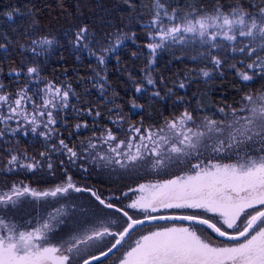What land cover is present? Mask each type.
Instances as JSON below:
<instances>
[{
  "label": "snow or ice",
  "instance_id": "snow-or-ice-1",
  "mask_svg": "<svg viewBox=\"0 0 264 264\" xmlns=\"http://www.w3.org/2000/svg\"><path fill=\"white\" fill-rule=\"evenodd\" d=\"M187 9L170 8L162 0H154L152 18L144 24L146 37L152 41L146 45L151 53L148 65L155 64L160 51L199 46L204 51L192 59H206L212 66L200 68L199 74L208 79L216 72L223 76L221 70L227 66L238 78L239 98L223 107L198 102L196 109L180 111L183 97L178 96L172 113L159 125L145 126L143 119L137 123L121 115L113 121L115 131L103 127L100 135L86 138V147L81 141L80 151L60 139L59 148L53 145L52 150L66 153L69 165L90 157L111 173L139 176L154 172L168 178L136 183L135 187L125 184L126 191L120 195L103 196L92 187L78 186L61 160V182L51 188L38 190L23 182L0 188V264H264V85L255 92L248 90L249 84L264 81V0L256 4L249 0L247 6L243 0L228 4L217 0L210 9L195 4ZM16 14L31 16L19 8L4 13L9 20ZM76 29L70 41L73 51L86 52L105 72L113 56L119 63L118 52L125 47V40L134 42L136 38L135 33L129 36L119 31L100 36L87 24ZM3 39L6 43L0 48L5 53L8 44L15 43L22 52L30 50L32 57L44 55L45 59L60 43L43 34L35 18L15 40L7 33ZM214 51L223 57L213 55ZM237 54L242 58L234 59ZM21 65L15 75H23L26 67L29 83L15 92L0 84V123L4 125L0 139L6 134L27 136L30 126L33 135L47 142L58 131L59 112L70 107V95L76 93L70 83L42 77L38 61L22 60ZM96 77L105 83L108 79L99 72ZM145 79L155 87L150 73ZM178 87L183 89L184 82ZM99 88L103 92L104 84ZM135 91L145 89L136 84ZM166 95L175 93L168 89ZM153 96L159 97L160 92ZM132 107L143 106L133 101ZM87 111L92 115L91 108ZM100 115L95 112V117ZM12 120L16 127L10 126ZM96 127L94 122L92 128ZM41 128L43 131H38ZM75 128L88 129L89 125L77 123ZM72 135L70 132L69 137ZM6 152L5 175L22 169L34 171L41 165L26 153L11 148ZM39 155L47 157L44 152ZM47 159V168L55 177L51 158ZM174 167L179 174L170 171ZM80 171L88 169L81 164ZM73 193L90 194L99 208L76 219L73 227L63 219L65 205L53 208L44 218L36 217L35 222L21 223L9 215L23 197L48 203L49 198L58 200Z\"/></svg>",
  "mask_w": 264,
  "mask_h": 264
},
{
  "label": "trees",
  "instance_id": "trees-1",
  "mask_svg": "<svg viewBox=\"0 0 264 264\" xmlns=\"http://www.w3.org/2000/svg\"><path fill=\"white\" fill-rule=\"evenodd\" d=\"M162 2L170 5V8L188 10L187 5L189 4H195L198 7L203 5L210 9L217 0H162ZM219 2L228 4L231 0H219ZM251 2L256 4L260 0H251ZM153 3L154 0H0V44L6 43L3 39L4 33H7L11 40H15L31 25L33 18L39 21L43 34L55 37L60 42L47 54V59L44 55L34 58L30 50L22 52L15 43L8 44L7 53L0 48V84H3L8 92H15L23 88L30 80L26 73V67L23 70L24 74L19 77L15 75L14 70L22 68V60L31 61L34 59L43 68L42 77L57 83H70L76 96H79L77 99L76 96L70 95V107L59 112L58 123L55 125L58 131L49 141L45 142L44 138L38 134L33 135L30 126H28L27 136H24L23 133H18L15 137L6 134L3 139H0V186H7L12 181L23 182V180L37 186L60 183L63 172V168L59 166L61 160L64 161V166L69 168L70 174L75 179L82 180L89 176L93 178L96 176H118L109 174L106 168L93 163L90 157L87 160L82 158L75 164L69 165L67 154L53 151L52 146L56 145L59 148V140L64 139L65 143H68L69 146L76 145L77 150L80 151L81 141L85 142L84 146L86 147V138L91 137L94 133L97 136L100 135L103 127H109L115 131L117 126L113 121L121 115L137 123L143 119L145 126L159 125L165 116H170L172 113L173 102L177 100L178 96L183 97L180 111H183L185 107L190 111L196 109L198 102L223 107L225 102L231 104L234 98H239L236 92V88L240 86L238 78L227 66L221 70L224 72L223 76L216 72L211 79H208L199 74L200 68L211 69L212 67L206 59H192L198 52L204 51L199 46L186 50L177 46L171 51H160L156 56L155 64L148 65L151 53L146 45L152 41L146 37L144 24L152 18ZM243 3L247 6L249 0H243ZM14 8H19L24 13H31V16L16 14L9 20L4 13ZM84 24H87L90 30L100 36L119 31L129 36L135 33L136 38L134 42L132 39L125 40V47H122L118 52L119 63L113 56L108 61L105 72L102 70L104 66L97 65L95 59L88 57L86 52L76 53L73 51L70 43L71 34L77 30V25ZM133 53L136 55L133 56ZM78 55L80 56L79 60L77 59ZM213 55L223 57L224 54L214 51ZM229 55L231 56L230 50ZM241 58L239 54L234 57V59ZM230 62L233 61L230 60ZM97 72L101 77L107 75L106 83L96 77ZM149 73L156 80L155 87L146 83L145 77ZM161 78H163V82H161ZM180 82L185 84L183 89L178 87ZM100 84H104L103 92L99 88ZM136 84H141L145 91L137 93L135 91ZM262 85H264V81L257 80L254 85L249 84L248 90L253 92L261 90ZM40 87L42 88L43 84ZM168 89H172L175 95H166ZM155 91L160 92L159 97L153 96ZM133 101L143 107L133 108ZM39 102L40 100L37 98V103ZM72 106H75L76 111H73ZM89 108L93 110L92 115H88ZM3 111L7 115V109L5 108ZM29 111L31 112L30 104ZM96 111L101 113L99 117H95ZM85 122L89 125L88 129L77 130L75 128L77 123ZM94 122L97 125L95 129L92 128ZM9 123L11 127H16V120ZM20 123L23 125L22 119ZM127 126L125 123L124 128ZM3 129L4 125L0 123V130ZM38 131H43V128ZM70 132L73 133L71 137H69ZM3 140H9L10 143L4 144ZM16 141H19L18 145ZM8 148L21 155L26 153L27 156L34 157L36 161L41 162V165L34 171L22 169L14 175H5L3 170L7 162L6 149ZM41 152L51 158L55 177L47 168V157L39 155ZM81 164L88 169L87 172L80 171ZM178 171L177 168L174 173ZM160 176L166 177L164 174L148 175L147 173L138 177L148 179ZM6 180L7 184H5Z\"/></svg>",
  "mask_w": 264,
  "mask_h": 264
},
{
  "label": "flooded vegetation",
  "instance_id": "flooded-vegetation-1",
  "mask_svg": "<svg viewBox=\"0 0 264 264\" xmlns=\"http://www.w3.org/2000/svg\"><path fill=\"white\" fill-rule=\"evenodd\" d=\"M175 174H179V171ZM166 178L168 177L160 176L148 179H140V177L138 176L129 177L127 175H118L115 177L96 176L94 178L89 176L86 179L82 178V180L75 178L73 179L80 187H92L94 190H97L98 192L102 193L103 196H109L112 194L120 195L122 191H126V188L123 187V185L125 184L135 187L136 183H143L148 180L155 181L156 179ZM11 183H9L7 186H9ZM15 183L20 184L21 182ZM23 184L29 185L34 189L44 190L53 187L57 183L49 184L47 186H37L29 183L26 180H23ZM7 186H0V188H5ZM127 202L128 201H125V203ZM60 205H65L64 211L67 213V215L63 217V219L69 227H73L74 221L76 219H82L86 216H90L94 211H99V208L96 202L94 201V198L90 197V194L73 193L66 198H61L58 200H53L52 198H49L48 203L34 201L31 197H23L21 198V201L19 202L16 208L10 209L9 215L19 220L21 223L29 219H32L33 222H35L36 217L39 216L41 218H44L46 217L49 211H51L53 208H58ZM73 205H75V208H73ZM160 214L163 215L169 213ZM104 215L111 216L112 213L105 212Z\"/></svg>",
  "mask_w": 264,
  "mask_h": 264
},
{
  "label": "rangeland",
  "instance_id": "rangeland-1",
  "mask_svg": "<svg viewBox=\"0 0 264 264\" xmlns=\"http://www.w3.org/2000/svg\"><path fill=\"white\" fill-rule=\"evenodd\" d=\"M176 169L177 168H172V169H170V171H172V172H175L176 171ZM106 171L109 173V174H111V172H110V170L109 169H106ZM113 175H120L119 173H112ZM141 174H143V172L142 173H140L139 175H141ZM148 175H157L156 173H154V172H152V173H147ZM163 173H161L160 175H162ZM122 175H127V176H135L136 174H129V173H123Z\"/></svg>",
  "mask_w": 264,
  "mask_h": 264
}]
</instances>
